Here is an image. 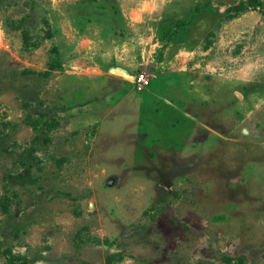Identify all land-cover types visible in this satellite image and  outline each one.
Segmentation results:
<instances>
[{
  "label": "rangeland",
  "instance_id": "obj_1",
  "mask_svg": "<svg viewBox=\"0 0 264 264\" xmlns=\"http://www.w3.org/2000/svg\"><path fill=\"white\" fill-rule=\"evenodd\" d=\"M257 1L0 0V264H264Z\"/></svg>",
  "mask_w": 264,
  "mask_h": 264
},
{
  "label": "clouds",
  "instance_id": "obj_2",
  "mask_svg": "<svg viewBox=\"0 0 264 264\" xmlns=\"http://www.w3.org/2000/svg\"><path fill=\"white\" fill-rule=\"evenodd\" d=\"M155 8V4L151 3L150 0H140V6L139 10L135 12L134 19H139V12L145 11V10H153Z\"/></svg>",
  "mask_w": 264,
  "mask_h": 264
},
{
  "label": "built area",
  "instance_id": "obj_3",
  "mask_svg": "<svg viewBox=\"0 0 264 264\" xmlns=\"http://www.w3.org/2000/svg\"><path fill=\"white\" fill-rule=\"evenodd\" d=\"M136 79L140 87L149 85V79L144 74L137 76Z\"/></svg>",
  "mask_w": 264,
  "mask_h": 264
},
{
  "label": "bare ground",
  "instance_id": "obj_4",
  "mask_svg": "<svg viewBox=\"0 0 264 264\" xmlns=\"http://www.w3.org/2000/svg\"><path fill=\"white\" fill-rule=\"evenodd\" d=\"M112 72H115L117 74H121L123 76H127L128 77V73L120 68H114L112 69Z\"/></svg>",
  "mask_w": 264,
  "mask_h": 264
},
{
  "label": "trees",
  "instance_id": "obj_5",
  "mask_svg": "<svg viewBox=\"0 0 264 264\" xmlns=\"http://www.w3.org/2000/svg\"><path fill=\"white\" fill-rule=\"evenodd\" d=\"M251 1L259 2V1H257V0H251ZM239 8H240V7L237 6V7H235L234 9L237 11ZM47 34L50 36V35H51V31H47Z\"/></svg>",
  "mask_w": 264,
  "mask_h": 264
},
{
  "label": "water",
  "instance_id": "obj_6",
  "mask_svg": "<svg viewBox=\"0 0 264 264\" xmlns=\"http://www.w3.org/2000/svg\"><path fill=\"white\" fill-rule=\"evenodd\" d=\"M112 69H114V68H112ZM117 74V73H116ZM119 75H121V74H119ZM121 76H123V75H121ZM129 76V75H128Z\"/></svg>",
  "mask_w": 264,
  "mask_h": 264
}]
</instances>
